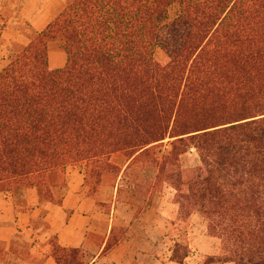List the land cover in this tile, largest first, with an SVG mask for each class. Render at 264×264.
<instances>
[{
    "label": "trees",
    "instance_id": "trees-1",
    "mask_svg": "<svg viewBox=\"0 0 264 264\" xmlns=\"http://www.w3.org/2000/svg\"><path fill=\"white\" fill-rule=\"evenodd\" d=\"M190 151L197 164L183 168ZM112 157L124 171L156 166L179 220L197 214L219 240L211 262L264 264V0H67L13 45L0 70V191L54 203L68 166L99 179L119 172ZM49 246L56 264H84L81 249ZM189 252L177 242L170 261Z\"/></svg>",
    "mask_w": 264,
    "mask_h": 264
},
{
    "label": "rangeland",
    "instance_id": "rangeland-1",
    "mask_svg": "<svg viewBox=\"0 0 264 264\" xmlns=\"http://www.w3.org/2000/svg\"><path fill=\"white\" fill-rule=\"evenodd\" d=\"M66 2L67 0H54L50 3L52 15H57ZM19 7H21L20 3L11 1L8 10L10 17L5 19L4 23L9 27H17L23 32L25 39L29 40V37L37 32V28L35 29L29 21L18 17ZM43 8H47L46 4ZM175 12L176 8H172L170 17H173ZM48 19H39L38 26H43ZM155 55L158 58L164 56L158 48L155 50ZM48 57L53 68L62 67L66 62L64 52L55 44L50 46ZM166 151V146L156 147L155 150L158 157ZM180 161L183 168L197 164L193 151L183 155ZM111 162L120 168L119 172L114 170L99 179L90 176L85 179L88 171L86 164L70 165L66 168L70 173H82L83 194L93 198L92 215L96 226L94 234L98 238L97 246L105 239L109 227L112 228L109 249L118 247L117 253L110 255L106 264H118L115 260L120 264H135L133 258L137 253L150 254L165 261L168 255L171 256L177 242L187 243L190 251L183 264H217L211 262L209 258L220 254L219 240L207 235L205 223L197 214H193L185 222L179 220L175 191L166 182L156 178V166L135 162L124 171L123 157H112ZM64 189L65 187L53 188L56 193L54 203H58L61 199ZM42 203L48 202L42 201ZM43 218L44 213L34 226L46 231L47 223ZM97 246L91 249L92 254L98 251ZM81 252L79 258L86 264L88 258L85 257L83 249ZM15 264L21 262L15 261Z\"/></svg>",
    "mask_w": 264,
    "mask_h": 264
},
{
    "label": "crops",
    "instance_id": "crops-1",
    "mask_svg": "<svg viewBox=\"0 0 264 264\" xmlns=\"http://www.w3.org/2000/svg\"><path fill=\"white\" fill-rule=\"evenodd\" d=\"M11 1L21 4L17 10L18 17L29 21L37 28V32L42 31L58 15H52L49 6L54 0ZM11 1L0 0V70L7 64L13 45L24 46L29 41L17 27H9L4 23L10 17L8 10ZM45 4L48 9L43 8ZM41 18L49 19L40 27L38 23ZM65 179L66 187L59 204H43L35 188L0 192V264H15V261L21 264H56L50 255L49 246L53 236L61 247L83 249L88 258L86 264H106L109 256L117 253L118 246L105 250L112 232L110 227L105 239L97 246L98 238L94 234L96 226L92 215L94 201L83 194L82 173H70L67 170ZM52 194L55 197V191L52 190ZM43 213L47 223L46 231L34 226ZM95 246L98 251L92 254L91 249ZM133 260L135 264H176L170 261L169 255L165 261H161L153 255L137 253ZM115 262L120 264L119 261Z\"/></svg>",
    "mask_w": 264,
    "mask_h": 264
}]
</instances>
